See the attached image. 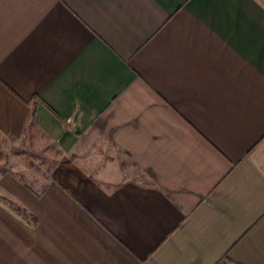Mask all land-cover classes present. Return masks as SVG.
Returning <instances> with one entry per match:
<instances>
[{
	"label": "crops",
	"instance_id": "0c3cea01",
	"mask_svg": "<svg viewBox=\"0 0 264 264\" xmlns=\"http://www.w3.org/2000/svg\"><path fill=\"white\" fill-rule=\"evenodd\" d=\"M33 134L0 264H264V0H0V138Z\"/></svg>",
	"mask_w": 264,
	"mask_h": 264
},
{
	"label": "rangeland",
	"instance_id": "374dc122",
	"mask_svg": "<svg viewBox=\"0 0 264 264\" xmlns=\"http://www.w3.org/2000/svg\"><path fill=\"white\" fill-rule=\"evenodd\" d=\"M58 155L55 147L38 134L21 141L0 138V177L11 173L23 184L39 189L49 180ZM0 198L11 203L1 194Z\"/></svg>",
	"mask_w": 264,
	"mask_h": 264
}]
</instances>
